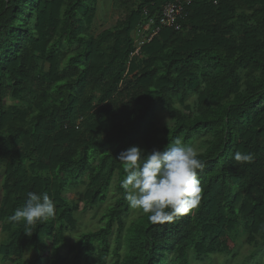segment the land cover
I'll use <instances>...</instances> for the list:
<instances>
[{"label":"trees","instance_id":"1","mask_svg":"<svg viewBox=\"0 0 264 264\" xmlns=\"http://www.w3.org/2000/svg\"><path fill=\"white\" fill-rule=\"evenodd\" d=\"M174 1L114 0V25L92 35L96 0H0V264H104L113 232L110 264H189L241 238L264 243V0H191L179 29L159 27L136 49L133 34ZM156 109L171 125H155ZM202 137L199 206L124 227L119 154ZM112 179L102 224L69 243L78 203L101 204ZM29 191L48 194L54 218L9 221Z\"/></svg>","mask_w":264,"mask_h":264},{"label":"clouds","instance_id":"2","mask_svg":"<svg viewBox=\"0 0 264 264\" xmlns=\"http://www.w3.org/2000/svg\"><path fill=\"white\" fill-rule=\"evenodd\" d=\"M198 156V152L184 144L181 138L147 154L136 145L123 150L118 156L125 173L120 188L129 206L147 215L152 223L161 224L197 208L202 194L198 171L204 167ZM233 159L247 163L251 162L252 155L236 152ZM54 216L55 205L48 194L29 191L25 204L15 209L8 219L36 226ZM25 234L30 236L32 232Z\"/></svg>","mask_w":264,"mask_h":264},{"label":"rangeland","instance_id":"3","mask_svg":"<svg viewBox=\"0 0 264 264\" xmlns=\"http://www.w3.org/2000/svg\"><path fill=\"white\" fill-rule=\"evenodd\" d=\"M118 10L114 5V0H96L95 3V17L90 27V34L96 35L100 31L107 29L114 25L117 19ZM134 35V45L138 46L144 39L139 34ZM192 98H189L186 102H191ZM6 104H12L14 101L7 99ZM153 122L156 126H169L171 121L168 118L164 109H156L154 113ZM197 138L189 145L192 146L197 152L202 149L201 140ZM2 179V166H0V183ZM115 181L112 179L108 191L106 193L105 200L94 207H86L82 209V204L78 203V210L75 212V218L77 220L76 229L72 232H66L67 241L69 243L74 242L78 234L86 231L96 230L102 223L100 222L101 215L104 214L108 208L112 205L113 200L116 197ZM84 186H78L74 190H68L64 193L65 197L73 202L78 200L81 195ZM142 214L137 209L129 208L128 213L124 219V227H127L137 216ZM1 234V230H0ZM115 232L109 238V252L105 258L104 264H110L113 259L112 251L115 249ZM246 238H241L239 242L234 246L233 251L230 254H213L206 259L197 260L195 258L189 259V264H264V243L256 237L255 243L245 241ZM120 251V249H119ZM33 253H27L25 259H31ZM40 264H46L41 262Z\"/></svg>","mask_w":264,"mask_h":264},{"label":"built area","instance_id":"4","mask_svg":"<svg viewBox=\"0 0 264 264\" xmlns=\"http://www.w3.org/2000/svg\"><path fill=\"white\" fill-rule=\"evenodd\" d=\"M191 0H175L174 2H168L161 8L160 14L157 18V25L151 20L145 23L142 30L139 31L140 37L144 39L136 46L137 49L145 40L149 41L152 36L158 32L159 27H171L175 30L179 29V20L185 16V6L188 5Z\"/></svg>","mask_w":264,"mask_h":264}]
</instances>
